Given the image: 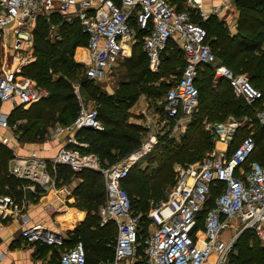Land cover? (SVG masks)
<instances>
[{
    "label": "built area",
    "instance_id": "obj_1",
    "mask_svg": "<svg viewBox=\"0 0 264 264\" xmlns=\"http://www.w3.org/2000/svg\"><path fill=\"white\" fill-rule=\"evenodd\" d=\"M234 1L224 0L222 6L226 8ZM186 3L188 8L179 10L169 0H0V46L7 49L5 62L8 52L12 60L10 66L5 63L0 75V143L10 147L14 138L10 132L14 126L9 123L10 113L4 110V105L27 107L49 94L35 80L17 77L23 66L36 59L32 48L38 19L71 10L88 36L86 55L80 60L87 78L98 81L108 77L118 59L128 54L127 46L134 45L138 29L145 32L142 47L150 70L156 73L161 68L163 52L174 38L183 50L185 66L165 96L164 109L168 119L176 120L177 128L196 110L199 92L195 80L200 66L206 65L213 68L217 81L224 79L230 83L234 94L253 108L255 119L264 125V108L255 107L262 92L245 74L218 63L207 41L206 28L193 20L191 11L202 19L209 14L193 0ZM218 10L219 7L214 13ZM75 91L81 101L79 87ZM246 121L228 118L205 124L215 146L202 160L180 167L166 199L150 209L147 214L150 231L144 240L143 253L138 249L141 215L134 213L122 179L157 141L148 140L131 155L103 168L97 155L71 147L81 145L76 136L78 131L104 128L98 110L82 105L72 124L54 127L55 137L68 134L67 145L59 149L55 158L47 160L35 153L16 155L9 162L8 173L34 187L55 190L58 164L69 165L74 171L84 168L100 171L106 186V201L99 210L101 225L113 221L117 226L116 240L111 245L114 257L106 264H229L235 242L245 230L253 231L264 247V163L251 161L246 166L257 149L252 132L230 150L238 129ZM219 142L226 147L217 148ZM218 183L223 188L214 205L207 206L211 187ZM22 209L12 195L0 193V217L21 218L20 235L25 243L64 244V238L57 233L43 226L28 225L29 218L21 216ZM203 210L206 215L199 225ZM229 229L235 233L226 236ZM0 264H5L3 255ZM59 264H87L84 243L77 241L64 248Z\"/></svg>",
    "mask_w": 264,
    "mask_h": 264
},
{
    "label": "trees",
    "instance_id": "obj_2",
    "mask_svg": "<svg viewBox=\"0 0 264 264\" xmlns=\"http://www.w3.org/2000/svg\"><path fill=\"white\" fill-rule=\"evenodd\" d=\"M236 6L239 13L236 32H232L225 22L216 16L203 20L193 11L191 16L195 22L206 28L207 41L218 63L231 68L235 73L246 74L251 83L262 92L263 96L255 107L264 108V0H236ZM51 23L59 24L60 38H49ZM34 34L32 52L37 58L23 66L17 77H29L39 84L50 81L48 85L52 89L47 97L29 107L17 106L11 111V125L19 120L23 121L17 125L21 131L20 140L39 142L45 138L49 126L55 123L69 125L74 122L80 111L73 83L76 80L79 83L80 96L82 93L86 94L98 105L96 109L104 128H84L78 131L76 136L79 142H87L89 146L74 147L82 153L97 155L100 163L106 168L130 155L136 147L139 148L140 137L127 130L141 132L143 127L127 122L126 108L139 94H145L150 101H157L166 96L177 82L169 77L172 74L181 76L185 66V57L179 42L174 38L169 41L163 52L161 68L155 73L150 70L148 56L142 47L145 32L138 29L131 56L123 61L129 81L116 94H108L97 85L98 81L87 78L86 75L79 76V68H84V65L74 59V53L78 46L87 45L88 36L83 33L78 18L68 21L58 13L50 17H40ZM50 70L59 71L60 75L53 79L48 74ZM220 81L221 86H218L212 67L200 66L195 80L199 92L198 105L180 141L177 142L168 135L161 136L152 150L139 159L122 179V186L131 197L134 213L141 215L139 253H143L144 240L148 237L146 234V238L141 240L149 223L147 214L151 202L155 205L165 200L169 188L176 180L177 173L172 163H169L170 159L177 157L180 162L190 164L202 160L205 154L214 148L213 135L205 129L207 122L222 121L231 114L245 116L247 121L238 129L230 150L252 132L257 149L248 159L246 166L251 161L264 163V125H260L255 119L253 108L234 94L230 83L224 79ZM161 111L164 112L163 109ZM165 119L176 121L174 118ZM14 156L12 149L0 143V193L12 195L20 202L26 192L24 186L30 182L8 173L9 162ZM56 176L57 181L61 183L72 179L81 180L75 196L77 204L79 202L86 210L84 219L74 230L69 231L70 238L65 239L59 248L71 247L77 241H82L87 252V264H106L114 257L111 245L116 240L117 226L113 221L101 225L100 214H97L106 201L103 174L90 168L74 171L69 165L58 164ZM222 188V183L211 187L207 206L214 205L215 198ZM205 215L206 210L200 212L199 225H202ZM35 245L38 253L55 248L43 242H36ZM56 248L53 250H58ZM229 264H264V247L253 231L245 230L237 238Z\"/></svg>",
    "mask_w": 264,
    "mask_h": 264
},
{
    "label": "crops",
    "instance_id": "obj_3",
    "mask_svg": "<svg viewBox=\"0 0 264 264\" xmlns=\"http://www.w3.org/2000/svg\"><path fill=\"white\" fill-rule=\"evenodd\" d=\"M115 1L118 2L119 0H115ZM169 1L173 5H175L176 8L179 10L188 8V4L186 3V0H169ZM193 1L197 5H199L203 11L209 14V16H216L221 21H224L232 32L237 31L236 30L237 18L239 13L236 6V0L234 2H231L229 6L226 8L222 6L224 0H193ZM218 7H219L218 12L214 13ZM195 10L197 11V9ZM72 12L73 11L71 10L70 12H63L58 14L62 15L66 20L70 21L72 20V18H75ZM58 27L59 24L58 25L55 23L50 24L49 38L51 40L60 38ZM127 49L129 50V52L126 55V57H129L131 56L132 48L127 47ZM85 55H86L85 46H78L75 49L74 59L80 61L81 59L84 58ZM13 109L14 108H12V110ZM11 111L9 113H11ZM21 122L23 121L19 120L17 121L16 124H13L12 126H14V128L10 131L14 136V138L10 144L11 148L9 146L8 147L14 151L15 156L16 155L22 156V155H28L30 153H35L41 158L47 160L53 159L58 154L59 149L67 145V141H66L68 136L67 133H63L59 137L54 136V132H55L54 127L59 123H55L49 126L45 138L39 142L38 141L27 142L24 140H20L21 133H19L20 130L18 129L17 125ZM187 125L188 122L186 120L185 124L179 127L178 130L181 128L186 130ZM79 143L81 145L78 146H84L83 143L81 142ZM74 146L75 145H72L71 147L75 148ZM225 147H226L225 143L222 142L217 143V148H225ZM232 148L233 147H231V149ZM80 182H81L80 179L76 180L75 185L79 184ZM31 186H33L32 183H28V185L24 186V190H27V188ZM37 194L39 196L36 199V195L28 194V196H26V192H25L22 200L18 202L20 206L21 205L23 206L21 216H27L29 218L28 225L43 226L46 229L57 233L62 238H64V240L69 239L70 238V235L68 234L69 231L75 228L78 225V223L84 219L86 213L79 211L76 207L74 209L68 206L69 202L71 203V201H73V198L67 199L66 201V196L59 193L58 191H54V189L41 190ZM24 200L25 202H23ZM74 210H75V220L72 218L74 217L73 216ZM21 228H22V223L20 217H7V218L0 217V255H3L4 263L5 264H49L48 263L49 256L51 254V251H53V249L48 250L45 253H40V252L38 253L37 249H35L36 247L35 243L28 244V246L24 245L25 242L23 241L20 235ZM52 246H56L59 248V246L57 245H52ZM35 251L38 253L39 256L34 254Z\"/></svg>",
    "mask_w": 264,
    "mask_h": 264
},
{
    "label": "rangeland",
    "instance_id": "obj_4",
    "mask_svg": "<svg viewBox=\"0 0 264 264\" xmlns=\"http://www.w3.org/2000/svg\"><path fill=\"white\" fill-rule=\"evenodd\" d=\"M203 20H205V19H203ZM136 41H137V39L134 40L135 43H136ZM10 42H12V40H10ZM6 50L7 49H4L2 46H0V75L2 74V67L5 65V63L7 66H10L11 61H12L10 52H8L7 61L5 62ZM36 58H37V56H36ZM126 58H127L126 56L120 57L117 61V64H116L114 70L111 72V74L108 77H106L102 80H98V82H96L97 85H99L100 88L105 93L116 94L118 90L122 89L124 86L127 85L129 80H128V77H126V69H125L124 63H123L124 59H126ZM76 61L79 64L83 65L79 60H76ZM48 74H50L52 76V78L54 79L55 77L60 75V72L59 71L52 72V70H50V71H48ZM79 76H81V77L85 76V69L82 67L79 68ZM179 77H180V75L178 76V75L172 74L169 77V79H176L175 81H177L179 79ZM49 83H50V81H47V82H44L42 84L37 83V85L41 88L46 89L49 92L52 89L49 87V85H48ZM73 83H74L75 87H79L78 81L74 80ZM216 84L218 86H221V81L218 80ZM81 96H80L81 101H79L80 107L82 105H84V106L89 107V108H98V105L95 104V102L92 99H90L86 94L82 93ZM164 105H165V96L161 97L157 101H150L146 98L145 94H139L136 97V99L130 104V106H128V108H126V112L128 114L127 115V122L143 127V130L141 132H134V131L127 130L130 133L137 134L140 137L141 142L138 146L139 148L143 147V145L148 140L158 142L159 138L163 135H168L169 137L174 138V140H176L177 142L180 141L182 133H184L185 130L182 128L178 130V128L176 126V121L174 122L172 120L165 119L166 114H164V112H165ZM197 105H198V103H197ZM125 107H127V106H125ZM161 109H163V111H164L163 113H162ZM4 110L10 112L12 110V106H10L9 104H5ZM191 116L187 119L188 123L191 119ZM228 118H235V119L239 120L240 122L244 123V119L246 117L231 114L226 119H228ZM226 119H224V120H226ZM209 122L213 123V121H209ZM31 132H33V131H31ZM19 133H21V131H19ZM71 133L73 134L74 132H71ZM83 145L85 146V148L89 146V144L87 142L83 143ZM136 148L133 152H131V154L139 149V148H137V149ZM169 163H172V166H173L174 170L176 171V173L180 167L188 164V162H186V163L180 162L177 157L171 158ZM101 165H102V163H101ZM102 167L106 168L103 165H102ZM143 167L145 168L146 164H144ZM76 180H78V179H72L69 182H63V183L57 181L56 189L54 191H58L59 193L65 195L66 201H67V199L73 198V201H71V203L69 202L68 206H70L74 209L76 207L79 211L86 213V210H84V208L81 207L80 203L78 202V204H77V202H76L77 197L75 196V191H76V188L78 186V184L75 185ZM41 190H43V189H41L40 186L28 187L27 190H25L26 196H28V194L29 195H36V199H37L39 196L37 193L40 192ZM167 191H168V189L166 190V193H167ZM27 198H29V197H27ZM23 202H25V200ZM153 205L154 204H152V202H151V208L153 207ZM99 210H100V208H99ZM97 214H99V212ZM73 216L74 217H72V218L75 220V210L73 212ZM72 230H74V228ZM72 230H70V231H72ZM148 231H150V221L147 225L146 231L141 236V240L146 238V234H148ZM226 232H227L226 236L227 235H233L235 233L233 229H229ZM24 245L28 246V243H25ZM33 247H34V245H33ZM53 247L56 248V246H53ZM55 248H53V249H55ZM35 249H37V247H35ZM58 249H59L58 251L57 250L51 251V254H50L49 260H48L49 264H58L60 253L63 251L64 248H58ZM34 254L38 255V253L36 251Z\"/></svg>",
    "mask_w": 264,
    "mask_h": 264
}]
</instances>
